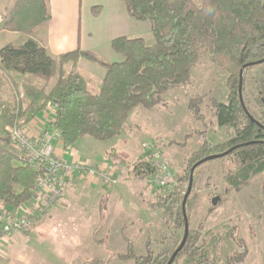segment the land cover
I'll list each match as a JSON object with an SVG mask.
<instances>
[{
  "label": "trees",
  "instance_id": "obj_1",
  "mask_svg": "<svg viewBox=\"0 0 264 264\" xmlns=\"http://www.w3.org/2000/svg\"><path fill=\"white\" fill-rule=\"evenodd\" d=\"M121 1L131 19L150 23L154 42L148 45L141 38L126 37L112 40L111 48L122 57L120 62H102L79 49L53 57L31 39L0 50V74L12 96L11 106L0 107V205L8 211L28 205L36 183V174L8 148V127H24L54 106L51 128L60 133L65 145L85 138L109 141L120 136L134 109L163 107L165 94L190 85L191 69L200 60L208 59L226 75L225 102L214 101L212 112L216 124L229 130L230 135L221 143H212L206 139V132H201V144L186 160L185 174L176 178L169 193L156 196L157 206L174 229H183V237L173 251L139 260L142 264H167L184 240L185 219L188 224L196 202L194 181L188 189L195 164L201 162L193 171V180L203 164L221 162L222 177L234 191H241L264 175V0ZM50 18L47 0H15L3 29L27 35ZM80 57L104 67V77L95 93L89 91L85 79L75 70ZM65 66L70 68L68 72L62 70ZM256 68L261 74L251 97L258 107L257 117L246 99V83ZM16 74L39 79L43 85L38 87L29 80L19 83ZM200 103V97L188 102V109L197 120L203 119ZM153 172L150 155L131 166V173L138 180L147 179ZM214 208L211 206L210 210ZM232 239L234 245L245 248L242 240ZM197 241L188 228L172 264L182 256L190 264H211L207 247L197 245ZM125 242L127 253L121 258H132L131 242ZM245 257L244 252L227 255L225 264H236ZM84 264L100 261L93 259Z\"/></svg>",
  "mask_w": 264,
  "mask_h": 264
},
{
  "label": "rangeland",
  "instance_id": "obj_2",
  "mask_svg": "<svg viewBox=\"0 0 264 264\" xmlns=\"http://www.w3.org/2000/svg\"><path fill=\"white\" fill-rule=\"evenodd\" d=\"M14 1L6 0V5L2 4L0 24L8 19ZM260 74L259 68L254 69L246 83V99L251 103L247 105L255 117L258 107L251 96ZM191 77L190 85L165 94L163 107L134 109L120 136L106 142L91 139L98 144L99 155L114 150L125 160L124 166L120 160L125 170L117 169L115 180L119 182L112 186L100 216L94 203L84 207L74 203L40 227L44 220L31 233L5 236L9 242L1 244L0 239V264H84L93 259L100 264H142L140 257L145 261L173 251L183 237V229L173 228L171 220L157 206L156 196L169 193L176 178L185 174L186 160L201 144V132H206V139L212 143H221L230 135L229 130L216 124L212 112L214 101L225 102V73L208 59H202L191 69ZM88 89L93 93L98 91L97 86ZM195 97L201 98L199 108L203 119L200 120L188 109L189 100ZM11 103L10 98H0V107H9ZM2 126L0 121V136ZM146 145L151 151H161L168 161L175 178L169 191L152 188L149 177L138 180L131 173L133 162L148 156ZM8 148L11 150L10 139ZM90 152L94 154L95 150ZM124 177L134 181L125 185ZM193 181L197 198L189 213L188 228L198 238L196 244L207 247L211 264H225L227 255L243 252L245 259L236 264H264V175L241 191L230 190L222 177L221 162L215 161L203 164L194 173ZM143 190L146 197H141ZM215 198V208L210 210ZM234 237L242 240L244 249L234 245ZM125 239L131 242L132 258H121L127 253ZM175 264L190 263L182 256Z\"/></svg>",
  "mask_w": 264,
  "mask_h": 264
},
{
  "label": "crops",
  "instance_id": "obj_3",
  "mask_svg": "<svg viewBox=\"0 0 264 264\" xmlns=\"http://www.w3.org/2000/svg\"><path fill=\"white\" fill-rule=\"evenodd\" d=\"M47 1L51 18L31 34L24 35L4 30L3 26L6 19L2 21L0 24V50L9 45H21L31 39L53 57L79 49L80 51L94 55L102 62L116 63L122 61V57L112 50V40L126 37L147 40L148 45L154 42L150 23L131 19L121 0ZM0 3V9H2V4L6 5V0H0ZM3 10L4 12L6 11V6H4ZM69 69L68 66L62 68L63 71L67 72ZM75 70L85 79L88 88L90 86L98 87L105 73L104 67L101 64L86 57L79 58ZM15 79L19 83L29 80L38 87L43 85L42 81L33 77L16 74ZM2 96L11 100L10 89L0 76V98ZM54 113L55 111L48 107L29 124L24 126V128L29 133L40 134L50 129ZM75 146H77L76 149H74ZM53 148L54 155L67 164L86 163L90 166L98 167L109 159L122 160V165L124 166L125 164V160L120 158L114 150L103 151L102 155H99L96 151L99 148L98 144L89 138L81 139L72 145L57 142L53 144ZM93 149L95 150L94 154L90 152V150L93 152ZM107 154L108 157L106 158ZM147 154L146 152L145 155ZM123 166H120L118 169L124 171L125 167ZM129 177H124L125 185L134 181L130 180ZM74 181V186L67 191L66 198L68 205L63 210L66 211L74 203L84 207L87 203L92 202L95 208H97L98 216H100V212L102 211L100 207L103 206L105 200L108 201L112 187H106L95 178L90 177L83 178L76 176ZM146 196L147 192L143 190L141 197ZM62 212V209L56 210L40 227L54 220ZM8 240V238H2L1 244H7Z\"/></svg>",
  "mask_w": 264,
  "mask_h": 264
},
{
  "label": "built area",
  "instance_id": "obj_4",
  "mask_svg": "<svg viewBox=\"0 0 264 264\" xmlns=\"http://www.w3.org/2000/svg\"><path fill=\"white\" fill-rule=\"evenodd\" d=\"M55 111L54 106H49ZM10 146L36 174V183L31 202L18 209L8 211L0 207V239L13 234L30 233L51 214L68 205L67 191L74 186L76 176L95 178L106 187L115 183V174L120 161L109 159L101 166L86 163L67 164L54 155L53 144L62 142L61 135L51 127L40 134L29 133L18 125L8 129ZM154 172L148 179L152 188L159 191L171 189L174 175L165 156L159 150L149 149Z\"/></svg>",
  "mask_w": 264,
  "mask_h": 264
},
{
  "label": "water",
  "instance_id": "obj_5",
  "mask_svg": "<svg viewBox=\"0 0 264 264\" xmlns=\"http://www.w3.org/2000/svg\"><path fill=\"white\" fill-rule=\"evenodd\" d=\"M200 163H201V162H198V163L195 164V165L193 166V168L191 169L190 181H189V186H188V189H189V190H191V186H192V182H193V171H194V169H195ZM216 203H217V199L215 198V199L212 200V205L215 206ZM185 228H186V229H185V237H184V240H183L182 244L177 248V250L172 254V256L170 257V259H169V261H168L167 264H172V262H173V260H174V258H175V256H176V254L181 250V248H182V246H183V244H184V241H185V239H186V237H187V235H188V224H187L186 219H185Z\"/></svg>",
  "mask_w": 264,
  "mask_h": 264
}]
</instances>
